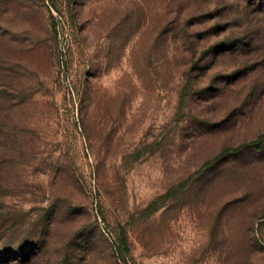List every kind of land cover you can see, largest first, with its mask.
<instances>
[{"label":"rangeland","instance_id":"1","mask_svg":"<svg viewBox=\"0 0 264 264\" xmlns=\"http://www.w3.org/2000/svg\"><path fill=\"white\" fill-rule=\"evenodd\" d=\"M0 264H264V0H0Z\"/></svg>","mask_w":264,"mask_h":264}]
</instances>
